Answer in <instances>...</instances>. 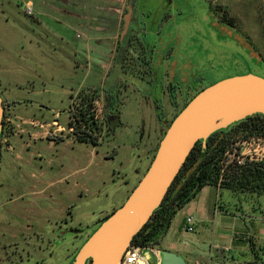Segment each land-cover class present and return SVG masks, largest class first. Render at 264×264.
<instances>
[{"label": "rangeland", "instance_id": "374dc122", "mask_svg": "<svg viewBox=\"0 0 264 264\" xmlns=\"http://www.w3.org/2000/svg\"><path fill=\"white\" fill-rule=\"evenodd\" d=\"M134 3L143 38L154 50L152 86L143 94L136 90L145 87L143 81L134 79L136 86L128 84L117 93L121 125L113 133L101 128L94 147L68 132L67 115L74 119L86 105L89 109L98 103L105 115L103 89L109 80L104 81L102 72L112 66L123 5L119 0H0V93L5 91L11 106L5 117L19 125L16 132L27 131L22 120L50 123L58 114L57 122L65 129L35 142H29L27 133L18 135L10 142V152L2 143L0 220L12 206L3 204L7 197L27 192V175H42L46 187L37 201L47 210V222L41 239L31 237L26 264H69L101 220L122 206L164 135L158 134L155 106L168 115L161 121L165 130L172 120L164 86L177 87L172 101L179 111L188 90L248 73L264 78V0ZM32 82L40 95H29ZM53 127L44 128L50 134ZM236 143L229 146V160L244 150L238 151ZM262 145V138L247 139L243 161L264 159ZM217 191H211L209 209H217L220 220L213 224L211 212L210 222L198 229L193 220L194 231H185L180 241L188 243L202 264H264V194ZM219 234L225 238L218 239ZM165 247L163 242L157 246L160 251ZM143 258L154 264L150 252Z\"/></svg>", "mask_w": 264, "mask_h": 264}, {"label": "water", "instance_id": "95a60500", "mask_svg": "<svg viewBox=\"0 0 264 264\" xmlns=\"http://www.w3.org/2000/svg\"><path fill=\"white\" fill-rule=\"evenodd\" d=\"M3 114L0 97V135ZM255 114L264 116V78L251 73L224 79L196 94L165 130L147 171L126 201L81 246L73 264H120L196 143ZM160 255L161 264H188L175 253Z\"/></svg>", "mask_w": 264, "mask_h": 264}, {"label": "trees", "instance_id": "16d2710c", "mask_svg": "<svg viewBox=\"0 0 264 264\" xmlns=\"http://www.w3.org/2000/svg\"><path fill=\"white\" fill-rule=\"evenodd\" d=\"M260 61L264 66V59H260ZM200 91L195 93L193 97ZM105 96V127L108 128L109 132L113 133L116 127L121 125L118 113L120 102L118 101V97L112 96V98H109L107 92ZM188 102L184 104L182 109ZM87 107L88 105L74 119L71 115L69 127H73V135H75L77 141L90 143L96 147L98 135L102 129L95 122H91L88 117L89 112L87 111ZM182 109L174 115L170 123ZM5 119L6 117L3 115L1 134L5 132ZM251 137L262 138L264 140L263 115L255 114L246 117L225 129L216 131L206 140L198 141L169 187L161 205L153 211L148 222L134 236L131 245L141 248L158 246L167 233L171 221L177 212L191 202L205 186H219L220 189L225 188L234 192L264 194V159L245 162L240 166L228 164L223 168L220 165L231 144L240 140H247ZM111 214L101 220L84 243ZM80 248L81 246L78 250ZM250 249L255 253V258H258V250L255 249L254 244H250ZM77 252L69 264H73Z\"/></svg>", "mask_w": 264, "mask_h": 264}, {"label": "flooded vegetation", "instance_id": "af4514ba", "mask_svg": "<svg viewBox=\"0 0 264 264\" xmlns=\"http://www.w3.org/2000/svg\"><path fill=\"white\" fill-rule=\"evenodd\" d=\"M134 4V0H125L121 11V21L117 34L112 66L107 71L104 78L105 82L109 80V87H104L103 89L104 96L107 92L109 98H112V96L117 97V93H119L121 89H126L128 84L136 86L133 81L134 79L143 81L145 87L136 86V90L143 94H149L150 87L152 86L154 74L152 56L154 50L150 49L148 43L143 38L145 35L143 32V23L135 15ZM146 75L148 77H146ZM197 92L196 89L188 90L181 98V104L187 103ZM176 93L177 87L171 84L162 88L163 96L168 98V102L172 106V108L170 107L171 110L168 112L169 118H173L178 112V103L174 104L172 101ZM74 97L75 96H72L73 99ZM3 105L4 116H6L7 106L4 101ZM155 112L159 116L160 124L158 126V134H160L164 129L161 121L164 117L168 118V115L164 113L159 105L155 106ZM70 114L68 113L67 115L69 122L72 115ZM68 128L70 129L73 127ZM64 130V128L60 130V133H63ZM68 132L71 131L68 130ZM0 137L1 178V166L3 164L1 149L5 139L4 132ZM27 166L29 167L32 165L27 164ZM42 178V175H27V179L24 180V182L27 183V192H12L3 203L4 205L12 206L9 211L3 214L0 220V264H26L29 248L31 247L29 245V241L32 240L31 237H34L35 240L41 239L43 221L46 220L44 216L47 214V210L42 208L41 202L37 201L38 199H42L46 188L43 186L44 181ZM2 185L3 183H1L0 179V187H2Z\"/></svg>", "mask_w": 264, "mask_h": 264}, {"label": "crops", "instance_id": "0c3cea01", "mask_svg": "<svg viewBox=\"0 0 264 264\" xmlns=\"http://www.w3.org/2000/svg\"><path fill=\"white\" fill-rule=\"evenodd\" d=\"M122 2H123V0H119V3L121 5H124L125 0L123 3ZM102 74L105 77L106 71H103ZM1 80H2V77L0 76V86H1ZM36 86H37V83L32 82L31 89L28 90V93L30 96H36V95L38 96L41 94V90L36 89ZM5 95H6L5 91L2 92V95L0 93L2 100L4 101V103L7 106V112L9 113L11 106H10V103L6 100ZM28 102L32 103L33 101H30L28 99ZM8 117H6V118H8ZM57 117H58V114L55 115V118L50 123H42V122H39V121L34 120V119L33 120L32 119L22 120V122H21L22 124H27V131H25V129H18L16 132H14L15 127H19V125H17L15 120L10 117L11 122L5 124V132H4V134H5L4 143L6 144L5 145V147H6L5 151L6 152L12 151V147L10 145V142L12 141L13 138L18 137V135H23V134L27 133L29 142H31V141L35 142L38 140L40 141L44 138L48 140L49 139L48 137L52 136V134H54V133L59 134L60 128H62V127L61 126L59 127L60 124L57 122V119H56ZM50 125L54 126L52 128L53 133L50 132V134H48L49 133V132L47 133L48 130L45 129L44 127L50 126ZM39 129H41V130H39ZM163 132H165V128L163 129ZM49 141L52 142V140H49ZM27 146H29V145L27 144ZM155 151H156V149H155ZM155 151H154V153H155ZM6 152H5V155H6ZM154 153H153V155H154ZM153 155H152V157H153ZM150 157L151 156H148V158H150ZM151 160H152V158H151ZM150 162L151 161L149 159L148 166H149ZM27 164H30V161H27ZM144 165H145V163H143V166ZM148 166L146 167V171H147ZM145 172H144V174H145ZM143 175H142V177H143ZM135 186H134V188H135ZM213 189L215 190V195H216V193H218L217 189H220V188H219V186L218 187L205 186L191 202H189L184 208H182L180 211H178L177 214L172 219L171 224L167 230V233L165 234L163 239L160 241V243L163 242V244L166 246L164 251L175 253L176 255L181 256L185 260V262H187L188 264H191V263L194 264V262L198 261V259H196V257H194L192 255V249H191V247L190 248L188 247L189 246L188 243L184 242V241H180V236H182V234L185 233V231H186L185 227L183 228V226L185 224V219H186V217L187 218L188 217L193 218L196 229L203 228L204 224L206 225L210 222L209 218L211 216V212L213 215V221H212L213 224L217 223L220 220V219H218L217 209L213 208V211L209 209V207L211 206L210 202L212 201V197H211L212 192L211 191ZM128 196L126 197V199L128 198ZM125 200L121 203V205L125 202ZM178 238H179V240H178ZM217 238L221 239V238H225V237L223 235L219 234V235H217ZM216 247L217 246H214V248H216ZM224 250L225 251L227 250L228 252L230 251L229 248H225Z\"/></svg>", "mask_w": 264, "mask_h": 264}, {"label": "built area", "instance_id": "2783aa9c", "mask_svg": "<svg viewBox=\"0 0 264 264\" xmlns=\"http://www.w3.org/2000/svg\"><path fill=\"white\" fill-rule=\"evenodd\" d=\"M76 38H81V37L79 34H77ZM88 112H89L88 117L90 118L91 122H95V124H97L101 128L105 127V119H104L105 115H104V108H103L102 104L98 103V104L92 105L91 108L88 109ZM9 122H11V119L6 118L5 124H7ZM60 130H63V129L60 128ZM68 130L73 131V128H70ZM88 133H90V131H88ZM252 138L253 137H251V139ZM236 145H239V149H237L238 151L242 150V148L244 147V150H242L241 154H239L241 156L235 157L238 155L234 154L232 160H229V158L232 157V152H231V149H228L227 152L225 153L224 159L220 163V165L223 168L225 166H227L228 164L240 166V165H243L245 163L243 160H244V157L246 156L245 151L247 150L246 149L247 140H244L242 142H238V143H236ZM261 148H263V150H264V145H262ZM235 153H237V152H235ZM249 161L253 162L252 160H249ZM220 181H222V179H220ZM193 225H194L193 219L191 217H188L185 219V230L187 232H193ZM144 252H150L153 255L154 264H161V255H160L161 251L157 248V246L141 248V247H136L133 245H130L126 249L120 264H147V262L143 258ZM194 264H202V263L199 261H195Z\"/></svg>", "mask_w": 264, "mask_h": 264}]
</instances>
